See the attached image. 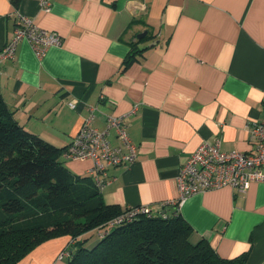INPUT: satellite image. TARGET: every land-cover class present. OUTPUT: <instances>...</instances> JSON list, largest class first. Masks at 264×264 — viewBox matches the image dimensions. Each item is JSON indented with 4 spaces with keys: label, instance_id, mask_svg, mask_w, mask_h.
<instances>
[{
    "label": "crops",
    "instance_id": "crops-1",
    "mask_svg": "<svg viewBox=\"0 0 264 264\" xmlns=\"http://www.w3.org/2000/svg\"><path fill=\"white\" fill-rule=\"evenodd\" d=\"M16 13L60 37L40 56L22 39L14 58L0 61V92L20 125L64 147L91 111L98 129L108 115H126L137 156L108 169L106 203L156 210L175 200L179 168L204 141L253 149L249 126L264 111V0H51L47 8L0 0V49ZM147 30L139 46H152L122 69L131 42ZM110 140L117 142L113 131ZM64 164L83 176L91 161ZM178 212L193 241L264 264V182L192 194ZM70 242L45 240L16 264H67L59 254Z\"/></svg>",
    "mask_w": 264,
    "mask_h": 264
},
{
    "label": "trees",
    "instance_id": "trees-1",
    "mask_svg": "<svg viewBox=\"0 0 264 264\" xmlns=\"http://www.w3.org/2000/svg\"><path fill=\"white\" fill-rule=\"evenodd\" d=\"M150 37L147 30L131 42L122 69L152 46H139ZM64 147L20 125L0 92V264H16L61 235L71 237L67 264H244L246 253L224 258L205 238L193 241V228L175 205L135 211L106 203L89 175L64 164ZM91 231L98 239L89 247Z\"/></svg>",
    "mask_w": 264,
    "mask_h": 264
},
{
    "label": "built area",
    "instance_id": "built-area-1",
    "mask_svg": "<svg viewBox=\"0 0 264 264\" xmlns=\"http://www.w3.org/2000/svg\"><path fill=\"white\" fill-rule=\"evenodd\" d=\"M50 1L40 0V4L43 8H47ZM15 17L16 24L11 36L0 49V61L13 59L16 46L22 39H26L31 44L38 56L42 55L48 46L60 43V37L56 32L38 27L26 15L16 13ZM69 105L74 107L75 102L70 101ZM92 118L91 111L65 145L61 157L64 160H90L91 166L87 175L101 190L111 180L107 176L109 168L128 165L135 161L137 146L129 138L125 114L108 115L104 129L93 126ZM110 131L114 133L117 141L115 144L110 140ZM249 131L250 141L253 144L251 151L222 150L218 139L201 143L179 168L176 177L177 198L164 204L175 205L178 210L182 202L195 193L223 186H231L243 192L253 182H264V111L262 119L253 122L249 126ZM148 209V206L143 205L134 210ZM133 211L125 212L110 223L119 222L123 216H131ZM66 255V252L62 251L59 257Z\"/></svg>",
    "mask_w": 264,
    "mask_h": 264
},
{
    "label": "rangeland",
    "instance_id": "rangeland-1",
    "mask_svg": "<svg viewBox=\"0 0 264 264\" xmlns=\"http://www.w3.org/2000/svg\"><path fill=\"white\" fill-rule=\"evenodd\" d=\"M87 236H89V239H90L88 242V246L90 247L93 243H95V241L98 239V237L94 231L89 232L87 234Z\"/></svg>",
    "mask_w": 264,
    "mask_h": 264
},
{
    "label": "water",
    "instance_id": "water-1",
    "mask_svg": "<svg viewBox=\"0 0 264 264\" xmlns=\"http://www.w3.org/2000/svg\"><path fill=\"white\" fill-rule=\"evenodd\" d=\"M144 34H145L144 32L139 33V34L137 35V37L140 38V37H142Z\"/></svg>",
    "mask_w": 264,
    "mask_h": 264
}]
</instances>
